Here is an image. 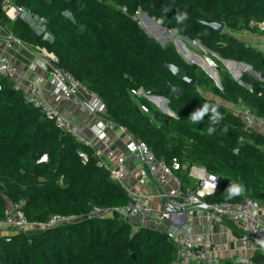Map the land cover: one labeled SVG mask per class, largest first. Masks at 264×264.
Returning a JSON list of instances; mask_svg holds the SVG:
<instances>
[{"label":"trees","instance_id":"16d2710c","mask_svg":"<svg viewBox=\"0 0 264 264\" xmlns=\"http://www.w3.org/2000/svg\"><path fill=\"white\" fill-rule=\"evenodd\" d=\"M2 2L0 18L14 39L52 53L56 61L47 70L68 72L94 91L103 104L101 119L144 141L157 160L170 164L177 157L181 167L174 173L181 188L190 186L187 167L199 165L219 176L207 201L239 202L246 196L264 208V135L247 127L236 112L245 107L264 119V53L236 36L242 31L264 32L257 26L264 23V0H13L45 18L46 38L25 15L9 18ZM139 12L160 20L177 36L199 40L222 60L244 63L260 78L243 71L240 79L249 85L245 87L219 65L215 69L218 87L173 44L161 45L151 38L135 18ZM181 15L186 18L178 20ZM212 22L222 23L223 30L210 27ZM168 64L182 68L183 74L175 77ZM0 84V218L11 203L20 205L32 221H45L56 213L79 217L43 230L0 235V264L173 261L176 248L165 231L134 230L128 220L91 214L94 207L128 203L121 183L97 166L93 146L78 142L46 119L25 100L14 80L2 76ZM139 89L165 98L173 115L133 93ZM215 97L234 104L235 111ZM205 104L210 106L208 113L193 121L192 114ZM212 106L222 119L212 120ZM79 152L86 153L87 160ZM233 184L242 191L230 196ZM251 260L261 264L264 254L257 250Z\"/></svg>","mask_w":264,"mask_h":264},{"label":"built area","instance_id":"2783aa9c","mask_svg":"<svg viewBox=\"0 0 264 264\" xmlns=\"http://www.w3.org/2000/svg\"><path fill=\"white\" fill-rule=\"evenodd\" d=\"M2 7L6 15L13 19L18 14L25 15L26 19L35 25V30L43 38L48 34L45 30V18L34 16L31 11H28L22 6L16 5L13 0H3ZM66 16H70L66 13ZM243 32V31H242ZM240 32V33H242ZM253 33V32H252ZM238 36V35H236ZM13 38L11 32L8 35ZM240 38V36H238ZM242 38V36H241ZM240 38V39H241ZM243 39V38H242ZM244 40V39H243ZM245 41V40H244ZM252 48L264 53V32L259 33L258 37L254 40L245 41ZM46 57V60L38 61L37 63L44 69L56 61V57L52 53H48L45 49L36 47ZM207 57V56H206ZM209 60V59H208ZM36 63V61H35ZM210 65H213L209 60ZM52 76L53 89L52 93L56 99L72 100L76 102L78 108L88 115L102 112V101L98 98L94 91L88 89L85 85L81 84L73 75L68 72H61L57 69L49 71ZM4 77H9L14 80L15 87L20 88L24 92L25 100L33 107L39 109L46 119L53 121L55 126L60 130L68 133L74 137L78 142L85 145L93 146L97 166L109 172V175L114 180L121 183L126 191L129 201L124 206H107V207H94L91 214L116 217L118 219H125L131 221L135 216L149 211L152 219L160 225L162 220H168V225L164 228L167 237L173 242L176 248L175 259L169 264H211L213 259L210 255L209 248L206 244L197 241L189 231L187 223H179L173 220L172 215H177L169 211H154L147 200L152 196L151 194L143 195L132 189L130 185L123 183L122 178L125 174V163L122 157H118V163L113 167L105 164L102 158V145H105L107 137V130L113 126V123L107 119H98L90 126V136H87L83 129L79 128L68 115L61 112L48 100L43 97L41 92V79L36 78L29 80L26 76L20 75L15 64L5 54L0 53V80ZM1 88V84H0ZM141 89L133 91V93L140 95ZM75 93H81L86 96V99H79L75 97ZM143 110H146L142 107ZM235 111V106H234ZM236 112L244 120L247 127L257 128L260 133L264 135V119L253 113L245 107H238ZM93 140L98 144H94ZM125 150L129 152L140 151L145 158L146 167L139 168L138 182L142 185L152 183V179L157 172L168 174L176 183L177 186L181 185V181L174 171L180 168V163L177 157H173L170 164L156 159L152 150L148 145L141 140L132 138L124 144ZM79 157L82 160H87V154L79 152ZM188 174L193 176L196 181L192 187H187L184 192V203L189 205H205L208 209L210 217L214 221H235L242 232L250 235L254 239L264 242V221L260 219L263 207L257 201L244 197L239 202H209L206 199L210 197L217 188L219 176L215 173L208 171L203 166L191 165L188 168ZM159 193V192H158ZM161 196L167 197L165 193H160ZM184 203L177 200L169 199V204L174 209L183 208ZM79 217L75 215H62L53 214L45 221H32L29 220L21 206L18 204H10L6 209L4 215L0 218V235L9 234L8 231L16 230L19 232H28L43 230L57 225H64L65 223L77 220ZM7 230V231H6ZM263 254H264V248ZM233 264H252L251 258L236 257ZM261 264H264L262 262Z\"/></svg>","mask_w":264,"mask_h":264},{"label":"crops","instance_id":"0c3cea01","mask_svg":"<svg viewBox=\"0 0 264 264\" xmlns=\"http://www.w3.org/2000/svg\"><path fill=\"white\" fill-rule=\"evenodd\" d=\"M257 26L264 29V23H258ZM9 32L8 27L0 18V53L9 57V59L17 67L20 75L26 76L29 80L40 78L43 97H45L46 100H48L61 112L68 115L73 123L83 129V132L87 136H90V126L98 119L103 118V114L97 112L92 115H88L81 111L72 100L56 99L52 93L53 81L52 76L49 75V70L44 69L38 64V61L46 60L45 55L40 50H37V46L31 48V46L29 47L23 42L9 38ZM258 35L259 33H252L248 31H243L238 34V36H240V38L242 36L245 41L254 40L258 37ZM180 48L182 49L181 51L184 58L193 62L190 56V52L192 51L189 50V52L185 53L184 49L182 47ZM200 49L203 50L202 46H200ZM201 57V59L204 58L205 60H208L205 55H202ZM221 62L223 64L230 63L235 69H237V65H241L239 62L232 63L230 60L221 59ZM241 67L247 68V65H241L240 68ZM247 71L249 70L247 69ZM216 76L218 77L217 73ZM212 77L217 79L215 75ZM238 77L235 78L238 79ZM75 97L84 99L85 96L81 93H75ZM157 99L161 98L158 97ZM223 104L230 110H233L235 106L234 104L225 101ZM254 130L259 132L257 128H254ZM132 138L133 137L121 126L113 125L107 130L105 145L101 146L102 158L105 164L109 167H113L118 163V157H122L124 159L126 170L123 176V183L130 185L133 190L143 195L151 194L152 196L149 200H147V203L154 211H167V208L169 207L171 209L169 212L177 214L175 216L172 215L173 220L179 223L188 224L189 231L193 237L197 241L206 244L209 248L213 263L231 262L233 264V260L236 257L251 258L257 250L263 254L262 247L253 237L243 233L241 227H239L235 221H214L210 217L207 208L184 203L183 192L187 187L183 189L181 188V185L177 186L168 174L157 172L152 179V183H148L147 185L140 184L138 182L139 168L146 167V161L140 151L129 152L125 150L124 144ZM93 142L94 144H98L95 140H93ZM188 176L192 178L189 182V187H192L196 179L191 175ZM160 193H165L168 196H161ZM173 198L180 203H184L185 206L180 208L181 211H179L180 209H174L169 204V199ZM260 219L264 221V208ZM129 222L134 230H137L140 227H151L164 230L166 225L169 224L168 220L164 219L162 220V223L158 225L152 219L149 211L135 216Z\"/></svg>","mask_w":264,"mask_h":264},{"label":"rangeland","instance_id":"374dc122","mask_svg":"<svg viewBox=\"0 0 264 264\" xmlns=\"http://www.w3.org/2000/svg\"><path fill=\"white\" fill-rule=\"evenodd\" d=\"M135 18L138 20L139 25L141 26V28L143 30H145V32L153 39H155L158 43H160L161 45H167V44H173L176 49L178 50V52L181 54V56L184 58V56L182 55V49L180 48V42L177 41V39H180L186 46V48L190 51H192L193 53L197 54L198 56H200V58H202V55L207 56L206 58L209 59L212 62V68L215 70L219 65H222L227 72H229L231 75H233V77H238L241 76L243 71H246L248 74L256 77L253 73H251L250 71H247L248 67H241L237 65V69L233 68L232 65L230 63L227 64H223L221 62V59L218 57V55L214 54V52L209 51L208 49H206L197 39L194 40H189V39H184L181 36H177L175 33L168 31L166 28H164L163 26L160 25V20H155L154 18L148 17L145 13L144 16L142 15V12H139L138 14H136ZM200 46H202L203 50L200 49ZM215 55V56H214ZM217 56V57H216ZM185 59V58H184ZM187 62L193 63L192 61H189L187 59H185ZM203 63L204 65H207L209 67V65L207 64V62L205 61V59L203 58ZM227 66V67H226ZM240 70V71H239ZM240 74V75H239ZM240 77H238L239 79ZM259 78V77H256ZM236 80H238L237 78H235ZM83 95V94H82ZM140 95H144L143 92L140 93ZM146 97L148 99V102L151 103L152 105L158 107V109L164 113H169V114H173L170 110L167 109V100H163L161 99H157L155 98L153 95H147ZM210 97V96H208ZM78 98V97H77ZM80 99V98H79ZM84 99H86V96L84 97ZM216 101L220 104H223V100L219 99L217 97H215ZM76 104V102H74ZM224 105V104H223ZM181 167V166H180ZM190 167V166H189ZM187 167V168H189ZM180 169V168H179ZM177 169V170H179ZM187 170V169H186ZM123 181V178H122ZM7 231V230H6ZM15 233L17 232L16 230H12V231H8L7 233Z\"/></svg>","mask_w":264,"mask_h":264},{"label":"water","instance_id":"95a60500","mask_svg":"<svg viewBox=\"0 0 264 264\" xmlns=\"http://www.w3.org/2000/svg\"><path fill=\"white\" fill-rule=\"evenodd\" d=\"M161 23V21H160ZM209 26L212 27L213 29H215L217 32H221L223 30V27L224 25L222 23H216V22H212V23H209ZM177 41L180 42L181 44V47L184 49V52L187 53L189 52V50L186 48V46L184 45V43L180 40V39H177ZM216 54V53H215ZM217 55V54H216ZM190 56L192 57L193 59V63L197 64L198 66L202 67L203 70L213 79V75H215V77L217 79H213L214 82L216 83V85L218 87H220V82H219V78L216 76V71L213 69V68H209V67H203L204 66V63H203V60L196 54H194L193 52H190ZM232 63H234V61H232ZM239 64L243 65V66H246L244 63H241L239 62ZM248 67V66H247ZM168 68L169 70L174 74L175 77H180L182 74H183V69L182 68H179L178 66L174 65V64H168ZM248 70L253 73L256 77H259L260 78V74L258 72H255L254 70H252L250 67H248ZM183 79L185 81H188L190 82L191 84H193V80L189 79L187 76H183ZM238 82L240 84H242L243 86L245 87H249V85L245 82H243L240 78L238 79ZM168 85L171 87L172 91L174 92V94L177 96L179 95L180 91L179 89L170 81H168ZM42 160H44V157H42ZM200 207H205V205L201 204V205H198ZM180 209V208H179ZM167 211H171V209L168 207L167 208ZM173 211V210H172ZM181 211V209L179 210ZM256 242L264 248V242L258 240V239H255Z\"/></svg>","mask_w":264,"mask_h":264},{"label":"clouds","instance_id":"9594fccd","mask_svg":"<svg viewBox=\"0 0 264 264\" xmlns=\"http://www.w3.org/2000/svg\"><path fill=\"white\" fill-rule=\"evenodd\" d=\"M186 17H185V15H181V16H178L177 17V19L178 20H183V19H185ZM142 90V89H141ZM143 92V91H142ZM143 96H146V94L144 93V95ZM154 96V95H153ZM155 98H157V97H160V98H162L163 100L165 99V98H163V97H161V96H154ZM166 100V99H165ZM166 104H167V102H166ZM209 105L208 104H205L204 105V107L202 108V109H200V110H198V111H196V112H194L193 114H192V120L193 121H198V120H200L206 113H208V111H209ZM211 112H212V120L213 121H218L219 119H222V116H221V114L217 111V108L215 107V106H212L211 107ZM213 131V129H209V133H211ZM45 158V157H44ZM199 166V165H198ZM187 173H188V170H187ZM189 175V174H188ZM242 191V188L239 186V185H237V184H233L232 186H230L229 187V189H228V192H229V195L231 196V195H238L240 192Z\"/></svg>","mask_w":264,"mask_h":264},{"label":"flooded vegetation","instance_id":"af4514ba","mask_svg":"<svg viewBox=\"0 0 264 264\" xmlns=\"http://www.w3.org/2000/svg\"><path fill=\"white\" fill-rule=\"evenodd\" d=\"M142 15L144 16V13H142ZM195 64V63H194ZM197 65V64H196ZM202 68V67H201ZM168 110H170L169 108H168ZM171 111V110H170ZM172 112V111H171ZM173 113V112H172ZM166 114H168V115H173V114H169V113H166Z\"/></svg>","mask_w":264,"mask_h":264},{"label":"bare ground","instance_id":"6f19581e","mask_svg":"<svg viewBox=\"0 0 264 264\" xmlns=\"http://www.w3.org/2000/svg\"><path fill=\"white\" fill-rule=\"evenodd\" d=\"M184 39H186V38H184ZM158 98V97H157Z\"/></svg>","mask_w":264,"mask_h":264}]
</instances>
